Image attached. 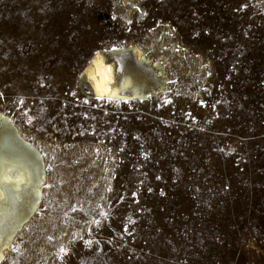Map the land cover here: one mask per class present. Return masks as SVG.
Returning <instances> with one entry per match:
<instances>
[{
    "label": "rangeland",
    "instance_id": "obj_1",
    "mask_svg": "<svg viewBox=\"0 0 264 264\" xmlns=\"http://www.w3.org/2000/svg\"><path fill=\"white\" fill-rule=\"evenodd\" d=\"M0 114L43 164L0 264H264V0H0Z\"/></svg>",
    "mask_w": 264,
    "mask_h": 264
},
{
    "label": "bare ground",
    "instance_id": "obj_2",
    "mask_svg": "<svg viewBox=\"0 0 264 264\" xmlns=\"http://www.w3.org/2000/svg\"><path fill=\"white\" fill-rule=\"evenodd\" d=\"M130 51L137 61L149 62L141 48L131 47ZM80 76L90 85L96 98L126 97L119 91L117 80L120 79L114 64L104 52L94 53ZM42 180L39 153L23 139L11 121L0 114V261L7 255L18 228L38 210Z\"/></svg>",
    "mask_w": 264,
    "mask_h": 264
}]
</instances>
